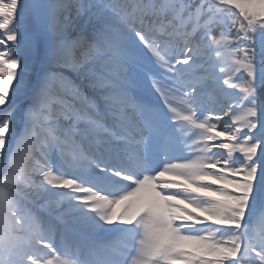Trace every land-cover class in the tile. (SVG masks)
<instances>
[{
	"label": "snow or ice",
	"instance_id": "snow-or-ice-1",
	"mask_svg": "<svg viewBox=\"0 0 264 264\" xmlns=\"http://www.w3.org/2000/svg\"><path fill=\"white\" fill-rule=\"evenodd\" d=\"M0 264H264V0H0Z\"/></svg>",
	"mask_w": 264,
	"mask_h": 264
}]
</instances>
